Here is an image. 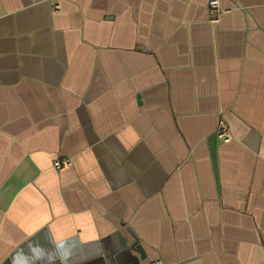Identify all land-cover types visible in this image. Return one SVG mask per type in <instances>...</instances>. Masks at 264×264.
I'll return each mask as SVG.
<instances>
[{
  "label": "crops",
  "instance_id": "obj_1",
  "mask_svg": "<svg viewBox=\"0 0 264 264\" xmlns=\"http://www.w3.org/2000/svg\"><path fill=\"white\" fill-rule=\"evenodd\" d=\"M208 2L0 0V264H264V0Z\"/></svg>",
  "mask_w": 264,
  "mask_h": 264
},
{
  "label": "built area",
  "instance_id": "obj_2",
  "mask_svg": "<svg viewBox=\"0 0 264 264\" xmlns=\"http://www.w3.org/2000/svg\"><path fill=\"white\" fill-rule=\"evenodd\" d=\"M208 14L209 20L212 23H216L221 18L223 11L220 8L219 0H209L208 2ZM216 135L219 140L224 143L231 141L232 136L230 128L224 119H220L216 129ZM71 167V162L68 160H56L53 164V169L56 171H64ZM151 264H163L161 261H156Z\"/></svg>",
  "mask_w": 264,
  "mask_h": 264
}]
</instances>
